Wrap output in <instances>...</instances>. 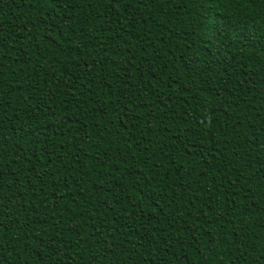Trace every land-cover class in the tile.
<instances>
[{
    "label": "trees",
    "instance_id": "16d2710c",
    "mask_svg": "<svg viewBox=\"0 0 264 264\" xmlns=\"http://www.w3.org/2000/svg\"><path fill=\"white\" fill-rule=\"evenodd\" d=\"M0 264H264V0H0Z\"/></svg>",
    "mask_w": 264,
    "mask_h": 264
}]
</instances>
